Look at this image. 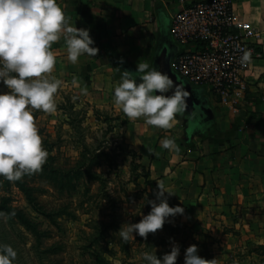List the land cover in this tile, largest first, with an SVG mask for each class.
<instances>
[{"label":"crops","instance_id":"crops-1","mask_svg":"<svg viewBox=\"0 0 264 264\" xmlns=\"http://www.w3.org/2000/svg\"><path fill=\"white\" fill-rule=\"evenodd\" d=\"M232 2L241 20L264 30V0ZM58 3L70 24L89 30L99 51L96 57L83 55L72 64L63 39L54 42L53 75L88 100L114 102V87L121 79L117 59L134 69L140 62L155 67L166 37L174 45L169 63L179 51L169 34L176 0ZM261 49V57L247 71L249 84L243 93L220 101L203 89V105L211 109L208 116L213 119L203 126L201 136L186 140L181 116L169 130L147 125L143 118H127L123 127L127 147L147 163L149 199H155L156 180L170 187L176 194L169 196V205L185 209L170 221L197 229L215 264H264V33ZM169 137L179 151L161 146Z\"/></svg>","mask_w":264,"mask_h":264},{"label":"rangeland","instance_id":"rangeland-1","mask_svg":"<svg viewBox=\"0 0 264 264\" xmlns=\"http://www.w3.org/2000/svg\"><path fill=\"white\" fill-rule=\"evenodd\" d=\"M178 8L176 1L171 17ZM165 41L172 52L173 43ZM193 89L203 98V89ZM6 90L0 82V91ZM80 92L61 84L54 113L33 110L48 153L42 170L15 182L0 177V243L16 250L13 264H144L142 252L162 257L173 244L180 248L175 264H184L185 249L192 244L198 255L213 260L197 229L171 221L147 239L134 233L135 239L121 240L116 233L121 225L138 222L151 209L147 163L124 141L122 110Z\"/></svg>","mask_w":264,"mask_h":264},{"label":"clouds","instance_id":"clouds-1","mask_svg":"<svg viewBox=\"0 0 264 264\" xmlns=\"http://www.w3.org/2000/svg\"><path fill=\"white\" fill-rule=\"evenodd\" d=\"M61 39L72 64L83 55L96 57L99 51L87 28L70 24L58 0H0V82L7 89L0 91V177L10 182L40 172L47 161L33 110L52 114L57 109L55 94L62 81L53 75L52 44ZM250 61L251 52L243 51L239 62ZM189 96L183 84L147 62L137 63L134 72L123 70L113 92L114 103L129 120L143 118L147 125L165 130L188 113ZM161 146L179 151L171 137L163 139ZM156 182L155 199H146L150 211L138 222L123 223L116 232L123 242L135 239L134 233L147 239L170 218L184 214V207L168 203L176 193L163 181ZM179 254V246L173 244L162 257L156 251H144L141 257L144 264H175ZM16 257L10 244L0 243V264H13ZM184 264L215 261L198 255V246L192 244L185 249Z\"/></svg>","mask_w":264,"mask_h":264},{"label":"built area","instance_id":"built-area-1","mask_svg":"<svg viewBox=\"0 0 264 264\" xmlns=\"http://www.w3.org/2000/svg\"><path fill=\"white\" fill-rule=\"evenodd\" d=\"M169 34L179 46L171 70L191 87H201L225 101L243 93L251 63L259 51L264 30L241 20L232 0H176ZM251 61L241 64L243 51Z\"/></svg>","mask_w":264,"mask_h":264},{"label":"water","instance_id":"water-1","mask_svg":"<svg viewBox=\"0 0 264 264\" xmlns=\"http://www.w3.org/2000/svg\"><path fill=\"white\" fill-rule=\"evenodd\" d=\"M169 54H168V49L166 46H163L159 49L156 58H155V67L158 68L162 72H166L169 74V76L174 80L176 83H181L185 86V88L189 91L190 96L188 98V113L181 117H188L191 115L193 111H200L203 114L210 115L211 114V109L204 106L203 103L195 96V93L190 86V84L186 83L185 80L182 78L178 77L170 68V63H169ZM171 90L165 95H170Z\"/></svg>","mask_w":264,"mask_h":264},{"label":"trees","instance_id":"trees-1","mask_svg":"<svg viewBox=\"0 0 264 264\" xmlns=\"http://www.w3.org/2000/svg\"><path fill=\"white\" fill-rule=\"evenodd\" d=\"M117 63L119 65V70L121 71V73L125 69L126 70H129V71H133V72L136 70V69L132 68L127 62H122L121 63L117 59ZM193 91H194V89H193ZM199 100L202 103H205L204 100L201 97H200ZM184 119H185V121H184V131H185V135H186L185 136L186 137L185 139L186 140H190V138H192L194 135L201 136L203 134V126L205 124L211 123L213 118L211 116L202 114L200 111H193L190 116L185 117ZM20 187H21L23 193L26 195L28 201L32 205L36 206L33 198L29 195L27 189L24 188L23 186H20ZM18 217L19 218H22V217H20V215ZM21 221H23V223H27L25 221V219H21Z\"/></svg>","mask_w":264,"mask_h":264}]
</instances>
